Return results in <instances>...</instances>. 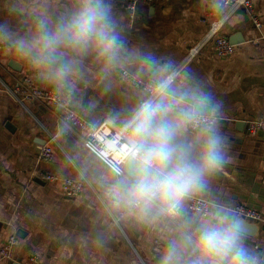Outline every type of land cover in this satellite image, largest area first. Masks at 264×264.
<instances>
[{
    "label": "crops",
    "instance_id": "0c3cea01",
    "mask_svg": "<svg viewBox=\"0 0 264 264\" xmlns=\"http://www.w3.org/2000/svg\"><path fill=\"white\" fill-rule=\"evenodd\" d=\"M80 2L0 0V24L31 38L41 23L55 31ZM125 3L104 0L121 46L117 61L106 63L91 50L77 55L70 98L38 80L27 61L0 41V246L14 234L12 260L20 264H159L170 242L194 232L199 222L214 219L217 209L230 211L244 204L264 217V130L253 135L246 132L249 121L264 118V46L248 41L256 33L264 35V0H253L260 29L242 9L225 20L221 34L228 39L239 36L233 40L232 53L218 56L209 40L187 63L223 99L227 119L222 131L233 142V162L227 175L212 177L205 191L196 195L210 204L206 216L188 210L186 201L175 220L127 206L120 196L130 179L126 173L115 175L84 148L82 131L60 118L61 107L37 101L21 105L6 91L29 74L37 86L66 98L70 109L85 119L98 124L117 116L115 124L120 125L145 97L144 91L121 80L120 70L140 78L153 76L143 68V52L155 53L162 64L171 61L176 66L211 22L225 13L212 0H157L138 4L129 21ZM10 59L21 65L20 71L8 66ZM196 135L189 129L181 137L192 146L193 155L199 149ZM45 145L53 150L50 161L38 158ZM40 172L53 173L59 180L46 182ZM63 178L81 181L76 197L63 195ZM117 181L121 182L118 186ZM189 221L190 229L185 227ZM260 224L254 236L244 238L259 264H264V221ZM0 264L8 263L0 259Z\"/></svg>",
    "mask_w": 264,
    "mask_h": 264
},
{
    "label": "clouds",
    "instance_id": "9594fccd",
    "mask_svg": "<svg viewBox=\"0 0 264 264\" xmlns=\"http://www.w3.org/2000/svg\"><path fill=\"white\" fill-rule=\"evenodd\" d=\"M217 4L222 6V0ZM0 41L27 61L38 80L63 90L69 98L74 91L70 76L77 68V55L91 50L111 64L117 61L121 47L104 0H81L55 31L41 23L31 38L0 24ZM140 59L143 68L153 74L152 87L149 98L121 121L127 144L122 164L131 182L120 199L145 214L171 215L184 201L204 192L212 177L227 175L233 142L222 131L227 119L225 103L202 75L189 64L182 69L171 61L162 64L152 52L140 53ZM116 120L113 116L109 122ZM189 129L197 133L195 155L192 146L181 139ZM243 223L239 210L217 209L214 219L199 222L194 232L170 242L159 264H259L245 241ZM185 227L193 225L189 221Z\"/></svg>",
    "mask_w": 264,
    "mask_h": 264
},
{
    "label": "built area",
    "instance_id": "2783aa9c",
    "mask_svg": "<svg viewBox=\"0 0 264 264\" xmlns=\"http://www.w3.org/2000/svg\"><path fill=\"white\" fill-rule=\"evenodd\" d=\"M157 0H126L125 9L129 21L134 17V12L140 3H152ZM217 4V0H212ZM218 5V4H217ZM220 6V5H218ZM225 13L218 19L211 22L208 31L199 39L194 45L189 47L187 53L180 63L176 65L177 68L182 69L188 62H190L198 53L202 45L212 40L214 43V50L218 56H225L232 53L235 49V44L231 43L229 39L221 34V29L225 20L229 15L238 9L244 10L249 16L251 23L256 29L261 28V19L256 11L253 0H222V6ZM248 41L252 44H260L264 46V35L255 34L251 36ZM119 76L126 84L134 86L145 93L142 99H148L150 96V89L152 87V77L148 75L140 78L126 69L119 72ZM8 94L19 104L24 105L28 102L37 101L52 107L59 106L63 109L60 118L69 126H73L82 131L80 135L84 148L101 161L107 168H109L115 175L120 176L124 174L122 161L124 160V150L127 147L125 142V134L120 125L112 124L109 120L102 121L95 124L77 112L70 109L67 99L59 95L55 90L47 87L37 86L31 79V75L25 74L13 87H6ZM141 102V101H140ZM261 130H264V118L251 120L246 125V132L253 135ZM53 157V150L50 145H45L41 148L38 158L41 161H50ZM39 177L46 182H57L59 177L53 173L40 172ZM60 185L63 195L67 197H76L82 188V183L78 179L63 178L60 180ZM187 209L193 213L201 216H206L209 213L210 204L206 199L200 196H195L186 200ZM236 210L240 211V216L252 221H264L261 211L248 207L244 204L235 206ZM181 208L173 210V214L165 213L170 220H175L180 214ZM17 238L14 234L8 236L0 246V259L3 261L11 260L14 252V246Z\"/></svg>",
    "mask_w": 264,
    "mask_h": 264
},
{
    "label": "water",
    "instance_id": "95a60500",
    "mask_svg": "<svg viewBox=\"0 0 264 264\" xmlns=\"http://www.w3.org/2000/svg\"><path fill=\"white\" fill-rule=\"evenodd\" d=\"M236 37L238 38L239 36L237 35L234 38H230L229 41L231 43H234L235 41H233V40H237ZM8 66L11 69L16 70V71L21 70V65L12 59H10L8 61ZM150 74H152V73H150ZM123 171H124V173H126V165H124V164H123ZM241 219L244 220V223L241 225V228H242L243 232L246 233L247 235L254 236L256 234L257 230L261 227V224L259 222L249 221V220L243 218L242 216H241ZM6 262L8 264H20L17 261H13V260H7Z\"/></svg>",
    "mask_w": 264,
    "mask_h": 264
},
{
    "label": "bare ground",
    "instance_id": "6f19581e",
    "mask_svg": "<svg viewBox=\"0 0 264 264\" xmlns=\"http://www.w3.org/2000/svg\"><path fill=\"white\" fill-rule=\"evenodd\" d=\"M224 11V10H223ZM220 14V13H219ZM12 260V259H11Z\"/></svg>",
    "mask_w": 264,
    "mask_h": 264
}]
</instances>
